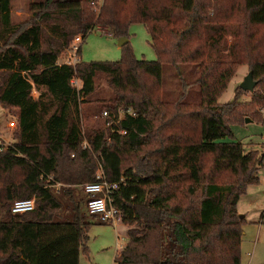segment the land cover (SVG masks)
<instances>
[{"label":"trees","instance_id":"16d2710c","mask_svg":"<svg viewBox=\"0 0 264 264\" xmlns=\"http://www.w3.org/2000/svg\"><path fill=\"white\" fill-rule=\"evenodd\" d=\"M98 2L39 0L30 3V21L14 25L11 1L0 0V106L15 121L14 138L0 152V264H79L91 224L89 197L75 187L95 182L99 168L118 184L110 204L129 226L114 264H242L237 203L258 183L264 155L223 141L244 120L234 104L217 99L238 64L224 25L241 16L249 41L252 28L264 26V0H231L222 17L218 0ZM134 23L145 27L156 61L137 60L125 44L117 62L58 63L77 36L81 43L99 28L118 40ZM165 67L176 82L169 101L162 94ZM249 72L259 86L264 64ZM101 78L112 93L107 100L97 98ZM32 89L41 90L35 99ZM91 103L106 109L89 115ZM103 112V122L81 125ZM188 119H196L192 131ZM144 146L157 147L140 167L139 158L128 157ZM222 173L230 179L213 178ZM27 199H34L32 211L11 214L15 201Z\"/></svg>","mask_w":264,"mask_h":264},{"label":"rangeland","instance_id":"374dc122","mask_svg":"<svg viewBox=\"0 0 264 264\" xmlns=\"http://www.w3.org/2000/svg\"><path fill=\"white\" fill-rule=\"evenodd\" d=\"M10 1L12 23L14 25H24L31 19L30 3L39 0ZM96 1L101 3V0ZM230 2L231 0H218L216 8L219 17H222L225 13ZM240 18L241 16H238L234 21L230 19V22L224 25L226 28V33L224 34L226 47L230 48L234 45L231 59L238 64L233 67V75L227 84L226 90L217 99V105L234 104L237 120H244L243 124H232L230 127L232 137H227L223 141L240 142L243 144L246 153L261 157L264 155V74L261 77L260 85L256 86L251 93L241 91L239 85L254 64H264V26L253 27L254 36L248 41L239 28L241 24ZM126 38L127 44L137 60H157V56L150 45L149 35L142 24L134 23L130 25ZM117 44V39L103 33L99 28H94L84 37L81 43L75 44L73 40L70 48L60 55L58 63L73 65L79 59L84 63L117 62L121 58V47H118ZM74 45L76 47L80 45L79 57L72 48ZM71 83L74 87L80 88L81 84L78 80H73ZM175 88L174 70L165 67L164 83L162 85L163 99L169 101L174 98ZM39 91L41 90L32 89L31 97L35 99L39 95ZM111 94L110 89L104 83V79L101 78L97 90V98L107 100ZM193 94L192 100L199 101V97L195 93ZM85 108L88 109L89 115L92 109H98V111L106 109L104 104L96 103H91ZM259 114H261L260 120H252V118L258 117ZM6 117L7 110L0 106V132L5 140L11 142L14 138L12 131L4 130ZM102 118V115L99 118H92L91 116V122H84L82 118L81 125L84 123L87 125L93 124L96 121L103 122ZM187 122L188 130L192 131L196 119H188ZM156 147L144 146L138 153H134L133 156L131 155L128 158L130 161L139 158V166H144L146 161H149L148 156ZM99 164L98 161V167L100 166ZM210 165V159H205L204 167L206 171L209 170ZM262 168L259 170L260 173L258 172V183L247 188L246 193L241 196V202L238 206L239 211L242 214H246L242 225L243 236L240 245L242 264H264V223H260L259 220L260 212H264V168ZM17 174L20 175L19 172ZM210 176L211 174H204V182L209 181ZM213 178L219 181H228L230 179L227 173L215 174ZM49 180L53 181L52 178H49ZM60 188L61 185L56 183L54 192L58 194ZM75 189L82 193L80 185L75 187ZM258 213L259 215L257 216ZM87 220L91 224L87 233V251L80 250L79 264H114L116 255L120 253L127 242L125 231L129 229V226L119 225L120 223L116 226L102 224L98 222L96 217L90 215H88Z\"/></svg>","mask_w":264,"mask_h":264},{"label":"built area","instance_id":"2783aa9c","mask_svg":"<svg viewBox=\"0 0 264 264\" xmlns=\"http://www.w3.org/2000/svg\"><path fill=\"white\" fill-rule=\"evenodd\" d=\"M80 37L77 36L74 39V43H80ZM75 54L77 52L78 47L74 45L72 47ZM124 114V111L119 113V117L121 118ZM103 117L107 116V112L102 113ZM15 127V121L5 120L4 121V130L5 131H13ZM85 144V143H84ZM10 145V142L5 140L0 132V152L5 150ZM55 187V185L51 186ZM118 188L117 183H109L107 182L101 173L99 168L96 174V181L92 183L85 184L81 187L82 192L87 195L89 198L86 203V212L88 215L96 217L99 223L110 224L115 226L119 223L118 220V210L111 206L110 204V195ZM34 209V199L27 200H18L15 201L10 209L11 214L18 215L30 212Z\"/></svg>","mask_w":264,"mask_h":264},{"label":"water","instance_id":"95a60500","mask_svg":"<svg viewBox=\"0 0 264 264\" xmlns=\"http://www.w3.org/2000/svg\"><path fill=\"white\" fill-rule=\"evenodd\" d=\"M125 44H127L126 37H122L118 39V44H117L118 47H122ZM256 85L257 83L253 80L251 72H248L247 75L244 77L243 81L240 83L239 88L242 91L251 93L254 91Z\"/></svg>","mask_w":264,"mask_h":264},{"label":"crops","instance_id":"0c3cea01","mask_svg":"<svg viewBox=\"0 0 264 264\" xmlns=\"http://www.w3.org/2000/svg\"><path fill=\"white\" fill-rule=\"evenodd\" d=\"M263 168H264V167H263ZM263 168H262V169H263ZM259 173H260V172H259ZM240 202H241V198L239 199V201H238V203H237V209H238V206H239ZM238 213L240 214V216H241L243 219L246 218V214H242V212H240L239 209H238ZM262 214L264 215V212L261 211V212H260V217H261ZM258 215H259V213L257 214V216H258ZM257 216H256V217H257ZM259 220H260V223H263V222L261 221V218H260ZM118 224H119V223H117L116 225H118ZM116 225H115V226H116ZM119 225H121V224H119ZM125 232H126L125 234H126V237H127V231H125ZM116 256H117V255H116Z\"/></svg>","mask_w":264,"mask_h":264}]
</instances>
